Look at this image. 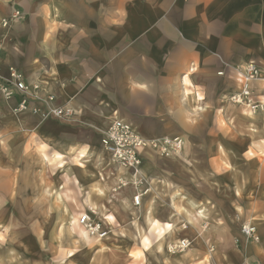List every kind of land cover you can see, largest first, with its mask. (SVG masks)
I'll list each match as a JSON object with an SVG mask.
<instances>
[{"label": "crops", "instance_id": "obj_1", "mask_svg": "<svg viewBox=\"0 0 264 264\" xmlns=\"http://www.w3.org/2000/svg\"><path fill=\"white\" fill-rule=\"evenodd\" d=\"M15 8L21 11L22 18L7 28L0 25V76L8 77L10 68L20 71L28 84L40 85L41 95L52 93L57 105H71L81 114L82 125L95 128H103L111 119L119 117L141 130L145 138L190 135L193 129L187 125V117L191 112H204L215 96L228 95L240 86V76L233 72L235 68H243L250 61L264 63V0H0V20L8 18ZM219 71L224 72L223 76H217ZM218 99L223 98L218 96ZM218 109L224 113L223 107ZM240 116L249 121L253 130L258 124L264 129V118L250 117L243 111ZM217 129L219 134L225 132L220 127ZM45 139L43 148L49 142L48 137ZM84 146L88 152L79 157L81 162L94 156V148ZM84 146L70 147V151L76 149L71 151L70 160L73 153L78 157ZM225 146L227 142H219L215 158L206 162L202 173L219 182L221 190L234 189V200L239 207L236 211L239 216L244 213L246 224L255 225L258 241L249 242L238 234L237 247L222 261L224 264H264V171L250 174L254 182L251 189L256 196L253 199L251 195L248 200L245 187L241 186L244 174L233 172L231 175L223 167L221 151ZM100 151L103 157L101 144ZM55 155L62 160L63 150H55L47 163L53 161L63 166L65 163L61 160L54 161ZM42 156L43 160L47 157L44 153ZM147 156L151 158L150 153ZM147 166L143 162L140 170L148 180L146 186L137 189L145 195L141 204L134 207L141 211L140 218L146 225L140 226L138 220L134 228L142 254L159 246V251L166 255L169 243L177 241L175 232L164 235L162 242L151 243L149 216L163 226L171 222L174 201L186 207L190 201L196 205L194 212L202 213L196 215L197 228L199 220L206 219L209 207H203L185 191L187 196L183 191L175 196L174 190L181 187L173 183L174 189L166 188L171 182L160 174L149 179L151 171ZM85 173L94 176L86 178V187L92 180L100 186L105 181L103 175ZM155 179L164 185L157 192L168 193L164 201L170 211L168 215V210L156 213L159 198L153 205L154 211H148L156 195L149 191ZM230 182L232 186L228 185ZM181 196L183 199L179 200ZM102 198L92 196L93 203L98 208L103 205L107 215L108 209L100 204ZM113 218L118 221L117 216ZM181 218L187 223L184 216ZM137 228L150 236L149 249L143 248ZM121 230L110 226L114 237H125L120 234ZM184 236L183 232L181 237ZM98 245L99 254L110 248L105 241H99ZM103 245L105 250H101Z\"/></svg>", "mask_w": 264, "mask_h": 264}, {"label": "rangeland", "instance_id": "obj_2", "mask_svg": "<svg viewBox=\"0 0 264 264\" xmlns=\"http://www.w3.org/2000/svg\"><path fill=\"white\" fill-rule=\"evenodd\" d=\"M16 10L20 12L22 18L18 8H15L11 15ZM226 95L227 93L218 96L223 98ZM218 96L207 104V108H205L206 104L203 105L204 112L194 114L191 112L187 117V125L193 129L192 134L164 135L183 140L185 145L179 156L162 159L151 154V158L146 156L144 159L147 168L151 171L149 179H154L160 174L171 184L175 183L181 187L183 195L190 194L200 201V205L211 210H208L206 219L199 220V227L185 224L183 229L175 232L177 241L184 239L190 241L187 248L174 253L168 251L165 255L152 247L150 251L142 254L145 264H224L222 258L229 251H233L239 243L236 236L241 235L240 230L247 221H244L243 212L239 216V211H236L239 208L238 202L234 200L236 192L229 187L221 190L219 182L202 172L206 162L215 158L219 142H227L226 149L221 151L223 167L231 175L233 172L244 174L245 178L241 179V186L245 187L246 197L243 196L250 200L252 195L254 199L256 195L251 189L254 182L250 174L260 169L264 171V142H262L264 129L257 123L258 126L253 130L249 121L241 118L242 109L225 105ZM15 104V100H7L0 96V132L12 137L8 142L9 151L4 152L0 149V232L11 225L8 233L10 239L0 247V264H60L61 261L63 264H139V259L133 255L135 251L141 252L139 237L132 223L133 212L136 209L132 205L131 211H125L120 203V200L126 198L132 204L136 193L132 184L117 189L116 193L105 192L100 201V204H104L108 209L107 214L117 216L118 221L109 225L114 230L122 228L125 237H114L110 231L108 237L101 240L110 248L99 254L97 253L99 243H92L90 247L83 242L75 244L74 241L78 238L74 235L68 236V216L71 213L77 218L81 214L78 205H82L84 193L82 191L77 195L76 185H87L85 172L98 173L103 175V179L110 178L102 182L103 189L105 186L108 189L116 188V184H112L114 177L111 174H116L117 168L114 164L109 165L102 157L101 151L98 152L100 133L106 125L103 128L82 125L81 114L67 122L54 119L45 121L28 113H15ZM219 107L224 108V113H220ZM192 119H195L196 123H190ZM220 121H223V131H227V135L217 132L219 131L217 127L221 128ZM140 133L144 136L141 130ZM46 137L49 138V142L46 148H41ZM84 145L94 148L92 150L94 156L91 159L84 158L89 161L83 168L78 164L72 167L73 164L69 163L72 155L70 147ZM58 149L63 150L61 160L65 163L63 166L57 167L56 165L61 163H47V160H43L42 153L49 159ZM249 149L253 152L252 156L245 155ZM73 154L74 157L71 159L76 157L75 153ZM98 158L99 167H96ZM225 164L228 165L227 168ZM146 180H142L141 186H146L148 181ZM152 185L156 192L164 189L162 182L157 179ZM228 185L232 186V183ZM109 198H112L111 203ZM162 198L163 204L160 201L156 213L159 215L168 210V215L170 211L164 203L168 195ZM180 198L182 196L179 200ZM241 198H243L242 194ZM73 199L76 200L75 204L72 203ZM86 213L95 221L105 225L104 221H99L102 219L100 216L94 214L87 206H83V214ZM137 216L139 219L136 222L139 220V225L145 226V222L140 218V210ZM158 219L166 220L160 217ZM220 222L221 224H216ZM209 228L211 230L208 231ZM60 229L61 233L57 234ZM183 232L186 233L184 238L181 237ZM12 239L15 243L11 242ZM73 247L79 250L67 256L66 253Z\"/></svg>", "mask_w": 264, "mask_h": 264}, {"label": "built area", "instance_id": "obj_3", "mask_svg": "<svg viewBox=\"0 0 264 264\" xmlns=\"http://www.w3.org/2000/svg\"><path fill=\"white\" fill-rule=\"evenodd\" d=\"M20 18V12L16 10L9 18H3L0 25L7 28L11 22ZM233 72L236 76L239 74L240 86L223 97L227 103L224 102L225 105L254 110L253 113L258 115L264 113V63L250 61L245 63L243 68H235ZM223 74V71L217 72V76H223ZM41 92L39 84H28L23 74L13 68L9 69L8 77L0 76V96L16 101L14 112L17 114L28 113L45 121L54 119L65 122L80 114L67 103L57 105V98L52 93L41 95ZM99 144L116 168L122 167L132 176L136 174L137 168L144 162L148 153L162 159L173 158L181 154L185 145L179 137L145 138L137 127L119 117L111 119L101 131ZM130 160L131 163H129ZM137 180L139 181L137 186H141L143 179ZM136 200L139 202L134 203ZM141 201L142 196L136 192L132 199L133 207L139 206ZM84 216L87 219L81 220V224L90 227L99 225L97 233H91V235L98 236L100 239L107 236V226L95 221L88 213ZM240 233L247 241L258 240L256 228L251 224L243 225ZM185 240L188 241V247L190 241L188 239L182 241Z\"/></svg>", "mask_w": 264, "mask_h": 264}, {"label": "clouds", "instance_id": "obj_4", "mask_svg": "<svg viewBox=\"0 0 264 264\" xmlns=\"http://www.w3.org/2000/svg\"><path fill=\"white\" fill-rule=\"evenodd\" d=\"M139 87H143V85H139ZM200 99L203 100L204 97L200 96ZM253 111L254 110L248 111L246 113V115L252 116ZM57 115H59V113H57ZM189 122L193 123V124L196 123L195 119H192ZM220 126H221V130L223 131L224 130L223 121H220ZM224 134L227 135V131H225ZM11 138H12L11 135L0 132V149H3L4 152L9 151V143L8 142H9V140H11ZM262 142H264V141H262ZM41 148H43V145L41 146ZM71 151L75 152L76 149L73 148V149H71ZM87 152H88V147L84 146L83 148H81L79 150V156L71 159L69 161V163L78 164V165H80V167L83 168L84 164L87 163L88 160L81 162L79 157H84ZM245 155L251 156L252 153H251V151H249V152L245 153ZM47 159L48 158L45 157V160H47ZM88 159H91V157L89 156ZM59 160H61V157L59 155H55L54 161H59ZM51 162H53V161H50V163ZM129 163H131V160L129 161ZM56 166L60 167L59 164H57ZM96 167H99V158H98V162L96 164ZM227 167H228V165L225 164V168H227ZM121 171H123V168H121ZM217 171H219V169H217ZM73 180H75V177H73ZM115 183H117L118 185H124V184L128 183V181L125 179H120L119 177H117V181H115ZM132 183L138 184L139 181L135 177H133ZM166 187L172 188L173 185L168 183V184H166ZM76 189H77V195H79V193L83 191V189L80 188L79 185H76ZM107 191H112L113 193H115V188L108 189L107 186H105L104 189H101V187L98 184H93L91 186L90 193L86 194L85 198L83 199L82 205H78V207L80 208V213H81L80 216L77 218H73L71 220V225H73V226L77 225L78 219L79 220L87 219V217H85L83 215V206H87L89 209H91L92 212L98 213V215L100 217H102L108 224H114L115 222H114L113 215L110 213L105 215L107 210L103 208V205H100L98 208L97 205L95 203L91 202V200L89 198L91 195V192H95L100 196H104L105 192H107ZM149 191L156 192L154 187L149 189ZM181 191H182L181 189H177L176 192L174 193V195L180 196ZM163 195H168V193L167 192H164V193L156 192V195L153 197L152 202L148 206L149 213H152L154 211L153 205L155 204V201L157 198H159L161 201V204H163V198H162ZM69 198H71L70 195H69ZM111 199L112 198H109V203H111ZM181 199H183V198H181ZM138 202H139L138 200L134 201V203H138ZM58 203H59V201H58ZM72 203L75 204L76 200L73 199ZM189 203H191V202H189ZM121 206L123 207V209L125 211H131L132 210V204H130L128 199H126V198L121 201ZM171 207L175 209V211L172 213V217L169 218L171 222L166 223L163 226L159 222H157L156 220L152 219L151 216H149L148 223H149L150 227L148 228V232L151 236V243L155 244L157 241H161V238L165 235V233H168L169 235H171L173 232H179L185 226V221L180 216L181 213L185 212V209L183 207L178 206V203H173L171 205ZM192 207L195 208L196 205L193 204ZM113 210L115 211V209H113ZM49 211H51V209H49ZM137 212H139L138 208L136 209L135 212H133V217H134V219L132 221L133 224H135L136 220L139 219V217L137 216ZM196 215L200 216V215H202V213H197ZM186 222L188 224H192L193 226H195L196 225V217L192 216L191 213H189ZM10 227H11V225L9 227H5L3 229V231L0 232V247H2L5 243H7L9 241L10 238L8 236V233H9ZM85 227L88 228V231H84L83 229L77 230L75 227L68 229V236L71 237L73 235V233H76L78 235L79 239L77 241H74L75 244H80L81 242H83V244L90 247L92 243H99V237L98 236L95 239H92V240L89 239V233H97L99 225H97L96 227H90V226L85 225ZM116 227H119V225H116ZM137 231L139 233V236L142 237L143 248L145 250L149 249V247H150V236L145 235L143 230H141L139 228H137ZM120 234L121 235L124 234L123 229L121 230ZM11 242L15 243V240L12 239ZM187 244H188L187 240L176 241L174 245H170L169 251L170 252L182 251L185 247H187ZM78 250L79 249L77 247H73L71 249V251H68L66 253V255L70 256L73 254V252L78 251ZM156 250L157 251L160 250L159 246L157 247ZM133 255L139 259V264H145L144 259H143V255L140 251L133 252ZM60 264H63V261H61Z\"/></svg>", "mask_w": 264, "mask_h": 264}, {"label": "bare ground", "instance_id": "obj_5", "mask_svg": "<svg viewBox=\"0 0 264 264\" xmlns=\"http://www.w3.org/2000/svg\"><path fill=\"white\" fill-rule=\"evenodd\" d=\"M239 108H241V107H239ZM242 109V111L243 112H245V113H247L249 110L248 109H246V108H241ZM250 117H259V118H264V113H261L260 115H258V114H254L253 113V115L252 116H250ZM102 148V147H101ZM103 151V150H102ZM149 154V153H148ZM103 157H104V159L106 160V162H108L109 163V165L110 164H113V161L112 160H110V158L103 152ZM44 158V157H43ZM142 165V164H141ZM141 165L137 168V171H136V174L135 175H131V174H129V173H127L126 171H125V169L123 168V171H121V168L122 167H119L118 166V168H117V173L116 174H111L112 175V177H115L116 178V181H117V177H119L120 179H125V180H127L128 181V183H126V184H124V185H118L117 183H116V188H115V193H116V191H117V189H121V188H124V187H127L129 184H132V187H133V189H135L136 190V192H137V189H139L141 186H137V184H134V186H133V183H132V178L133 177H135L136 179H138V178H141V179H145L144 178V176H142V174H141ZM82 168V167H81ZM101 176V175H100ZM84 177H90V178H93L94 176H89L87 173H85V175H84ZM102 177V176H101ZM85 178V179H86ZM103 179V178H102ZM106 179H110V178H105V180ZM77 181V180H76ZM93 184H98L99 185V182L98 181H95V180H92V181H90V183H89V186L88 187H86V186H82V185H79L80 186V188H82L83 189V193H84V198H85V196H86V194H88V193H90V191H91V186L93 185ZM100 186V185H99ZM101 187V189H103L102 188V186H100ZM85 188V189H84ZM146 192V191H145ZM137 193H139V192H137ZM147 193V192H146ZM141 196H142V194L141 193H139ZM93 195H95V196H97V197H102V196H100V195H98L97 193H95V192H91V195H90V200H91V202H93V200H92V196ZM145 195V193H143V196ZM142 196V197H143ZM181 199V198H180ZM142 202V201H141ZM141 202L139 203V205L141 204ZM190 201H188V205H189V207H191L192 209H189V207H186L184 204L182 205V204H180L179 202H173V203H178V206H180V207H183L184 209H185V212L184 213H181L180 214V216L181 217H185L186 218V221H187V218H188V214L189 213H191V215L192 216H195L196 217V214L197 213H195L194 212V210L196 209V207L195 208H193L192 207V203H189ZM172 203V204H173ZM136 207H138V206H136ZM86 208V207H85ZM172 210H173V212L175 211V209L174 208H172ZM83 215H85V214H83ZM69 217V221H68V226H69V229L70 228H73V227H75L77 230H80V229H83L84 231H88V228L87 227H85V225H83V224H81V220H78L77 221V225H75V226H73V225H71V220L73 219V218H75V215H71V213H70V216H68ZM174 219V218H173ZM154 220H156L157 221V219H154ZM100 221V220H99ZM102 221H104V223H105V225L108 227V234H107V236L105 237V238H103V239H106L107 237H108V235H109V233H110V225H108V223L103 219ZM168 223H170V222H168ZM147 224H149L148 223V220H147ZM185 224H187V223H185ZM248 224H250V223H248ZM246 225V224H245ZM148 227H150V225L148 226ZM184 228V227H183ZM182 228V229H183ZM144 232V231H143ZM168 233H165V235H167ZM73 235L74 236H76L78 239H79V237H78V235L76 234V233H73ZM89 237L90 238H92V239H95L96 238V236L95 235H91V233H89ZM89 238V239H90ZM164 238V236L161 238V241H162V239ZM103 239H100L99 238V241H101V240H103ZM161 241H158L157 243H159V242H161ZM180 241H182V240H180ZM258 241V240H257ZM175 243L173 242V243H171L170 245H174ZM105 245H103V246H101V250L103 249V250H105ZM169 251V247H168V249H167V251L166 252H168ZM169 253H174V252H169Z\"/></svg>", "mask_w": 264, "mask_h": 264}]
</instances>
